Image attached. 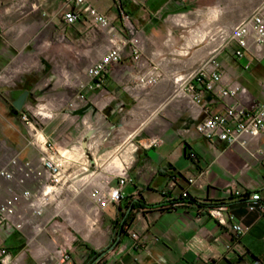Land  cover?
Listing matches in <instances>:
<instances>
[{"label": "crops", "instance_id": "1", "mask_svg": "<svg viewBox=\"0 0 264 264\" xmlns=\"http://www.w3.org/2000/svg\"><path fill=\"white\" fill-rule=\"evenodd\" d=\"M22 1L10 4L9 0H0V22H3L0 74L10 62L31 57L32 49L31 53L27 50L28 44L32 48L40 45L42 40L38 37L44 32L48 48L42 57L44 66L38 73L75 74L74 82L81 83L86 68L106 52L105 34L86 17L72 26L62 23L61 15L73 8L72 0ZM88 1L118 24L119 8L113 0ZM262 5L264 0H235L234 7L232 0H146L144 7L123 2L124 11L129 13L143 35L142 60L146 67L157 66L165 77L152 87L128 89L138 66L126 55L109 69L103 88L78 90L86 101L79 102L75 111L66 110L64 115H56L45 128L46 136L59 148L69 149L80 144V150L74 152L78 159L75 170L83 175L80 181L85 187L89 172L81 173L79 163L88 159L91 163L92 151H102L98 160L106 158L105 169L131 157L128 170L131 181L122 190L119 206L96 209L88 190L91 210H96L97 217L102 214L106 222L113 223L120 212L125 213L128 205L139 198L147 205L161 204L132 211L118 245L101 264H248L254 259L264 264V216L248 212L241 200H225L223 195L227 184L250 191L264 188V133L251 140L247 147H227L222 142L201 138L195 132V126L205 117L202 108L190 101L184 90L178 92V86L173 82L176 76L196 72L208 60L214 46L209 40L210 34L220 27L239 24ZM188 14L190 20L185 19ZM171 16L173 19L168 20ZM187 26L193 29L185 31ZM73 49L78 51L77 57H74ZM217 60L223 81L239 82L252 98L264 99L258 87L260 81H256L257 86L253 83V87L245 79V73L257 66L255 63L244 70V61L233 60L228 53L219 54ZM258 65H264V62ZM258 70L257 67L254 72ZM53 85L50 90L57 87L56 83ZM20 91L28 92L23 111L44 101L38 95L36 98L38 87L29 76L13 72L7 82L0 80V169L16 153H20L21 159L38 165V151L28 143L18 113L13 114L12 102ZM62 91L66 94L65 99L52 98L57 110L65 103L75 101L71 90L64 88ZM203 101L213 113L221 112L232 103L230 99H214L210 94H205ZM89 132L91 136L84 150L82 143ZM152 139H157L158 144L149 146ZM127 142L133 145L131 155L123 153ZM190 152L195 158H189ZM108 156L111 157L108 159ZM199 174L202 175L199 177ZM189 179L194 180L193 184H189ZM9 185L2 182L0 200L7 196ZM23 188L38 189L31 182ZM185 190L191 199L204 205L202 209L181 201L180 195ZM222 199L228 209L223 213L227 221L225 226L219 225L207 213L210 205ZM173 200L179 201L173 205L170 203ZM48 213L46 211L40 220L50 223L53 218L47 219ZM227 215L249 227L235 247L237 252L247 251V258L226 255V244L231 239ZM36 221V218H30L21 232L0 228V248L13 256L10 264H58L53 244L44 236L48 232L33 238L32 226ZM132 232L139 235L142 249L131 248L129 233ZM79 235L88 243L84 246L90 245L92 250L105 245L108 239L107 234L102 236L98 227L79 231ZM70 246L73 264H84L85 247Z\"/></svg>", "mask_w": 264, "mask_h": 264}, {"label": "built area", "instance_id": "2", "mask_svg": "<svg viewBox=\"0 0 264 264\" xmlns=\"http://www.w3.org/2000/svg\"><path fill=\"white\" fill-rule=\"evenodd\" d=\"M73 8L62 13L61 21L66 26H72L80 22L83 17L88 18L107 37L106 52L99 60L88 66L85 70V81L79 84V90H93L103 88L109 69L119 64L126 55H129L138 66L128 89H141L155 86L163 78L157 66L146 67L142 60L144 52V39L136 28L131 17L121 6L128 2L137 7H144L146 0H113L119 8L118 24L110 20L103 12L94 7L88 0H72ZM214 44L211 55L203 66L194 73L185 76H176L173 82L178 86V92L184 90L190 101L198 104L205 115L204 119L195 126V132L207 141H219L227 147L239 145L247 147L248 143L264 133V99L258 100L251 97L248 89L235 81H223V74L217 57L221 53H228L233 60L244 61L242 68L247 70L252 64L264 62V5L251 12L239 24H230L216 29L209 36ZM31 67L29 62H10L0 80L7 82L9 74L22 73L23 66ZM259 91L264 97V79L258 84ZM205 94L218 100L230 99L232 103L226 105L221 112H210L203 101ZM86 99L81 92L75 95V101L68 107L71 111L77 109L79 102ZM46 108L41 106L33 115L34 118H49L45 113ZM19 118L27 129L28 143L38 151V165L35 166L29 160H23L20 153H16L0 169V189L2 182L10 184L7 187V196L0 200V228H7L15 232H21L30 218H36L33 223V238L45 234L49 222H41L47 208L55 198L60 195L66 185L72 184L77 173L75 165L78 159L74 152L80 150V144H75L69 149L59 148L39 128V119H34L26 111L18 112ZM85 123V122H84ZM158 140L152 139L149 146L157 145ZM71 152V153H70ZM256 153H261L257 151ZM189 158H195L189 153ZM111 156H108L109 159ZM89 159L81 165V173H88L86 186L89 187V196L96 209L105 210L109 206H119L122 200V190L131 180L128 175L131 157L121 164H110L107 167L109 175L96 181L95 171H90L92 166L97 167L100 155L92 151ZM110 176V177H109ZM29 182L37 185L35 191L23 188ZM192 182V180H190ZM114 183V184H113ZM20 189L17 190L16 188ZM225 200H241L245 202L248 212L264 216V188L259 191H250L239 188L233 184H227L223 188ZM185 197L186 193H182ZM224 200H220V203ZM227 206L220 204L207 210L208 215L217 218L221 226H225L226 219L223 213H227ZM214 215H217L216 217ZM231 223V239L226 244L227 256L237 254L238 257H247L244 252L237 253L236 245L248 232L249 227L240 222L233 221V217L227 215ZM134 249H142L143 243L136 233L131 234ZM56 261L58 264H72L70 253L56 249ZM13 256L5 249L0 248V264H10ZM45 264V263H43ZM250 264H261L254 259Z\"/></svg>", "mask_w": 264, "mask_h": 264}, {"label": "rangeland", "instance_id": "3", "mask_svg": "<svg viewBox=\"0 0 264 264\" xmlns=\"http://www.w3.org/2000/svg\"><path fill=\"white\" fill-rule=\"evenodd\" d=\"M234 1L235 0H232V7H234ZM17 2L22 3L24 1L9 0L10 4L17 3ZM167 19L170 20V19H173V17L171 16V17H168ZM185 19L190 20L191 19L190 14H188ZM191 29H193V27L191 26H187L184 28L185 31H190ZM1 30H3V22L2 23L0 22V31ZM38 38L39 40H42L40 45L34 44L35 48H32L31 44L30 43L28 44L27 50H29V52L31 53V49H32V53H31L32 56L29 58H25V57L22 58V64L29 62L31 64V67L29 66L25 67L24 65L23 71L21 74L23 76H29L30 78H32L34 82H36L37 87H38L36 98H37V95L39 98H44V101H38V103H36L35 105L29 106L27 109V112L30 114V116L33 117L35 112L38 111V108H40L41 106L46 108L45 113L48 114L50 117L43 118V119L41 117H37L39 119L38 121L39 128L43 129V133L45 134L46 133L45 128L47 127L48 123L50 124V122H52V120L55 119L56 115L58 114L64 115L67 113L66 110H70L68 105L71 103V101L65 103L63 106L60 107L59 110H57V107L52 102V98L53 100H63V98L65 99L66 94L64 91H62L64 88L71 90V92L74 95H76L77 91L79 90L78 86L80 83H78L77 81L74 82V77H76L75 74L58 72L55 75H52L50 73L46 74V71L44 72L41 71L40 73H38L39 70H41V68H43L44 66L43 62H45V60L42 57L46 54V50L48 48L46 45L47 40H45L44 32H41ZM36 46H38L37 49H36ZM23 52L24 54H26L25 50ZM72 52H73L74 57H77L76 53L78 55V51L73 49ZM256 65L257 66H254L252 70L245 73L247 77L245 79L248 81V83L252 84L253 87L254 85L257 86L256 81H261V78H264V65H258V64ZM257 67L259 68V70L260 69L261 70L254 72L255 68ZM252 72H254L253 75H249ZM164 77L165 76L162 74V78ZM84 81L85 79L81 83H84ZM54 83H56L57 87L54 90H50V88L52 89V87H54L53 85ZM74 95L72 96V98L74 97ZM37 118H34V119H37ZM78 122L79 121H76L75 124H78ZM24 130L27 132V129L25 128V126H24ZM101 153L102 151H99L97 155ZM105 161H106V158L102 157V159L97 163L96 169L94 166L90 168V171H95L96 173V181H101L109 175L108 174L109 171L105 169L104 167ZM99 167L100 169H102V172L100 171V169H97ZM200 175L202 174H199V177ZM82 177L83 175H80L79 173H77V178L74 180L76 182L73 185L72 184L66 185L63 191L60 193V195L57 196V198H55V202H53L52 205L49 208H47L46 211L49 212L48 213L49 217L47 219L51 217L53 219L47 227L48 233L44 236H46V238L50 240V243L53 244L52 246L54 247L55 251L56 249L61 248L71 254L70 245H76L77 247H83L84 245L88 244L85 241L80 239L79 231H83V230L87 231L91 227L92 228L98 227L100 228V232L102 236H105V234H107L108 239L105 242V245H102L96 248V250H94L100 253V255L91 264H101L104 261L105 256L118 245V240L121 235L120 221H121V218L124 212H120L118 215V218H116L115 222L113 223L106 222L107 220L103 216L101 217L102 214H99V217H97L96 210H91L92 204H90L89 197H88L89 187L88 186L85 187L84 184L81 183L82 181H80ZM190 180L192 179L188 180L189 184H193L194 180H192V182H190ZM242 189H246V188H242ZM184 193H186V195L189 196L187 190H185ZM128 211L129 210H126L124 214H127ZM214 216L216 217L217 215H214ZM211 218H213L214 220H217V218H214V217H211ZM40 221L44 223L46 222L43 220H40ZM125 230L126 228L123 229L124 232ZM132 233H129V236L131 240V248L134 249L133 240L131 237ZM114 242H116V245L114 246L112 250L108 251ZM88 246L91 249H93L92 246L90 245ZM103 252H106V254L101 257V254ZM227 252L228 251L226 250V254ZM241 252H244V254L249 256V253L244 250L238 251L237 253H241ZM232 256L238 257L237 254H232ZM247 257L242 256L241 258H247ZM251 261L248 264H250Z\"/></svg>", "mask_w": 264, "mask_h": 264}, {"label": "trees", "instance_id": "4", "mask_svg": "<svg viewBox=\"0 0 264 264\" xmlns=\"http://www.w3.org/2000/svg\"><path fill=\"white\" fill-rule=\"evenodd\" d=\"M121 8L123 9V4L121 6ZM124 10V9H123ZM127 13V12H126ZM129 14V13H128ZM180 198H181V201L183 202H187L188 204H196L197 207L199 209H202V205L201 203H197L195 200L191 199L189 196H185L183 197L182 194L180 195ZM232 200V199H231ZM179 200H173L171 201L170 203L175 205L178 203ZM244 202V201H242ZM245 203V202H244ZM220 204H224L226 205V203L223 201V202H219L217 204H214V205H210L209 208L207 209H210V208H213L215 206H219ZM161 204H157V205H147L143 202V200L141 198L139 199H136L134 201H132L129 206L126 208V210H129L128 213L124 216V218L122 219L121 221V224H120V233L123 232V227L124 225H126V221L129 219L130 215H131V212L134 211V210H137V209H143L145 207H150V208H153V207H157V206H160ZM85 247V254H86V259H85V262L84 264H91L99 255L100 253L90 249L89 247L87 246H84Z\"/></svg>", "mask_w": 264, "mask_h": 264}, {"label": "water", "instance_id": "5", "mask_svg": "<svg viewBox=\"0 0 264 264\" xmlns=\"http://www.w3.org/2000/svg\"><path fill=\"white\" fill-rule=\"evenodd\" d=\"M28 92L27 91H20L17 93L16 98L14 99V101L12 102V106H13V114H17L19 111H21L25 105V101L27 98ZM91 136V132L87 133L86 136L84 137V141L82 143L84 150H86L87 147V140L88 138ZM116 245V242H114L112 244V246L109 248L108 251L112 250L114 248V246ZM106 251V252H108ZM106 252H103L101 254V257L104 256L106 254Z\"/></svg>", "mask_w": 264, "mask_h": 264}, {"label": "bare ground", "instance_id": "6", "mask_svg": "<svg viewBox=\"0 0 264 264\" xmlns=\"http://www.w3.org/2000/svg\"><path fill=\"white\" fill-rule=\"evenodd\" d=\"M124 152L123 153H127L130 154L133 152V145H130L129 142H127L124 146Z\"/></svg>", "mask_w": 264, "mask_h": 264}]
</instances>
